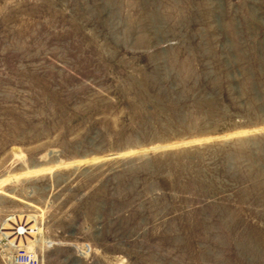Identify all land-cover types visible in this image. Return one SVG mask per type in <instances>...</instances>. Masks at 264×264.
I'll return each mask as SVG.
<instances>
[{"label": "rangeland", "instance_id": "rangeland-1", "mask_svg": "<svg viewBox=\"0 0 264 264\" xmlns=\"http://www.w3.org/2000/svg\"><path fill=\"white\" fill-rule=\"evenodd\" d=\"M10 219L41 264H264V0H0Z\"/></svg>", "mask_w": 264, "mask_h": 264}, {"label": "built area", "instance_id": "built-area-1", "mask_svg": "<svg viewBox=\"0 0 264 264\" xmlns=\"http://www.w3.org/2000/svg\"><path fill=\"white\" fill-rule=\"evenodd\" d=\"M7 222L9 227L5 230L10 234H2L5 232L4 229H1L3 232H0L4 236L1 237V245L8 251L6 264H41L39 256L35 252L28 251L23 244L25 236L29 235L27 229L18 230L16 220L10 219ZM20 241L21 244H19Z\"/></svg>", "mask_w": 264, "mask_h": 264}, {"label": "bare ground", "instance_id": "bare-ground-1", "mask_svg": "<svg viewBox=\"0 0 264 264\" xmlns=\"http://www.w3.org/2000/svg\"><path fill=\"white\" fill-rule=\"evenodd\" d=\"M244 133V132H243ZM7 219V218H6ZM15 219V218H14ZM2 227V226H1ZM1 227H0V231H1ZM24 231V230H23ZM27 232H28V230H27ZM30 234V233H29ZM25 246V248L28 250V251H33L32 250V248H30V247H27L26 245H24ZM40 260H41V255H40ZM40 262H42V261H40Z\"/></svg>", "mask_w": 264, "mask_h": 264}, {"label": "trees", "instance_id": "trees-1", "mask_svg": "<svg viewBox=\"0 0 264 264\" xmlns=\"http://www.w3.org/2000/svg\"><path fill=\"white\" fill-rule=\"evenodd\" d=\"M253 66H254V64H253ZM250 69H251V70H253V68H252V67H250ZM162 95H164V94H162Z\"/></svg>", "mask_w": 264, "mask_h": 264}, {"label": "crops", "instance_id": "crops-1", "mask_svg": "<svg viewBox=\"0 0 264 264\" xmlns=\"http://www.w3.org/2000/svg\"><path fill=\"white\" fill-rule=\"evenodd\" d=\"M17 226H20V224H17Z\"/></svg>", "mask_w": 264, "mask_h": 264}, {"label": "water", "instance_id": "water-1", "mask_svg": "<svg viewBox=\"0 0 264 264\" xmlns=\"http://www.w3.org/2000/svg\"><path fill=\"white\" fill-rule=\"evenodd\" d=\"M242 131H246V130L243 129Z\"/></svg>", "mask_w": 264, "mask_h": 264}]
</instances>
